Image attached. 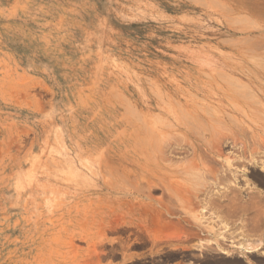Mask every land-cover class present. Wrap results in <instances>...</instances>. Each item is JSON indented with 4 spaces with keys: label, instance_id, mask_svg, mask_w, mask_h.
I'll list each match as a JSON object with an SVG mask.
<instances>
[{
    "label": "rangeland",
    "instance_id": "obj_1",
    "mask_svg": "<svg viewBox=\"0 0 264 264\" xmlns=\"http://www.w3.org/2000/svg\"><path fill=\"white\" fill-rule=\"evenodd\" d=\"M261 77L264 0H0V264L221 258L208 235L174 241L183 225L174 220L184 212L174 204V183L200 188L196 201L204 203L234 186L241 203L229 211L259 200L263 213L264 186L248 155L229 178L198 140L209 142L212 123L216 137L242 127L251 148L250 132L263 124L254 120H264V103L253 96ZM220 113L228 119L210 122ZM221 150L223 158L239 156L241 144L226 141ZM216 167L215 186L200 175ZM239 210L235 219L222 214L223 223L230 233L248 231L244 247L259 250L238 254L224 242L230 255L222 258L264 264V228L255 231L257 221L252 226Z\"/></svg>",
    "mask_w": 264,
    "mask_h": 264
},
{
    "label": "bare ground",
    "instance_id": "obj_2",
    "mask_svg": "<svg viewBox=\"0 0 264 264\" xmlns=\"http://www.w3.org/2000/svg\"><path fill=\"white\" fill-rule=\"evenodd\" d=\"M254 63H255V61H254ZM259 66H260V64H258ZM257 67V66H256ZM261 68V67H260ZM260 68L258 69V67L257 68H255L256 69V71H257V69H258V72L260 71ZM263 70H261L260 72H262ZM263 74V73H262ZM221 75V74H220ZM259 76V75H258ZM220 77V76H219ZM260 77V76H259ZM247 78H249L248 80H246L248 83H250V80H251V78H250V76H248ZM256 78V77H255ZM261 79H263V81H264V78H262L261 77ZM254 81V80H253ZM248 85V84H247ZM262 85V84H261ZM263 86V85H262ZM238 87V86H237ZM245 88V87H244ZM247 88H248V86H247ZM240 89V88H239ZM246 89V88H245ZM248 90V89H247ZM242 92V91H241ZM241 92H239V93H241ZM231 93H233V92H231ZM247 92H245V94H246ZM235 94L233 93V95L231 96V98L232 99H234V101H237L236 100V97L234 96ZM237 95V94H236ZM239 95V94H238ZM238 95H237V97H238ZM242 95V94H241ZM253 95V94H252ZM256 95V96H255ZM255 95H253L254 96V98H256V102L258 103V105H263V104H261L262 102L264 103V87H257V90H256V93H255ZM245 96H247V95H245ZM245 96H243V97H245ZM239 97H241V96H239ZM248 98V97H247ZM253 99V98H252ZM244 100V99H243ZM246 100V99H245ZM255 100V99H254ZM257 103H256V105H257ZM237 104H239V102L237 103ZM234 105V104H233ZM248 105V103H246V106ZM231 106V105H230ZM245 105H243V107H246ZM248 106H253L252 104L250 105H248ZM258 106L259 107V109H262L261 107H263V106ZM231 108H232V106H231ZM234 108V107H233ZM232 108V109H233ZM240 109V107L238 108V107H235V109H233L232 111H231V113L233 114V115H235L236 117H241V116H243V115H241V111L239 110ZM243 109V108H242ZM264 109V108H263ZM243 111H244V109H243ZM132 113V112H131ZM222 113V112H221ZM220 113V117L219 116H212V118L210 119L211 121L210 122H216V121H220V122H222V120L220 119V118H222V119H224V120H226V119H228V117L226 118V115L225 114H221ZM256 113V112H255ZM135 115V114H134ZM187 115V114H186ZM260 115V114H259ZM180 116V115H179ZM229 116V115H228ZM130 117V116H129ZM187 117V116H186ZM210 117V116H209ZM246 117V116H245ZM244 117V118H245ZM260 117H262V115L260 116ZM187 118H189V116L187 117ZM247 118V117H246ZM256 118V117H255ZM184 118L182 117V120H183ZM260 119V118H259ZM190 121H191V119H189ZM229 120H230V116H229ZM263 120V119H262ZM261 119L260 120H258V117L254 120V121H257V123H263V124H256V130H255V132H250V135H251V138H255L256 137V139L255 140H253V145H252V147L251 148H249L248 146H247V144H246V142L244 141V138H245V134H246V132H244V131H242L241 130V128L242 127H240L239 126V124H234L233 122H231V123H233V124H226V125H228L227 127H229V125L230 126H232L233 128L236 126V125H238L237 127H235V129H239V127H240V131H233L232 129L230 130V127H229V130H228V132L227 133H221V132H219L220 134H218L217 135V137H216V135H215V133L217 134V132H214V129H213V123L212 124H210L211 126H209L208 125V129H209V132H210V135H209V142H207V140L205 139V138H202V139H200V137H198L197 139L199 140V141H203V144L205 143H207L206 144V146L208 147V148H206V150H207V152L209 153V155H211L212 156V159H213V161L215 162V164H217V165H220L222 168H224V170L222 171V173H225V175L227 174L228 176H229V178L230 177H236V174H237V171H236V168L237 167H240V165H242L241 164V161H243V156L245 155H248V158H249V162L248 163H250L249 165H251V170L250 171H252L253 173H252V175L254 174V176H255V179L257 180V182H259L261 185H263L264 186V120L262 121ZM136 121V120H135ZM188 122V121H187ZM204 122V121H203ZM229 122V121H228ZM253 122V121H252ZM191 123V122H190ZM205 123V122H204ZM192 124V123H191ZM131 125V124H130ZM183 125V124H182ZM188 125V124H187ZM190 125V124H189ZM193 125V124H192ZM202 125V124H201ZM225 125V126H226ZM252 125H255L254 123L252 124ZM163 126V125H162ZM132 127V126H131ZM192 128H193V126H191ZM198 128V127H197ZM215 128V127H214ZM218 128V127H217ZM221 128V127H220ZM147 129V128H146ZM194 129H195V127H194ZM199 129V128H198ZM237 129V130H238ZM217 130V129H216ZM147 131H149V129L147 130ZM194 131V130H193ZM220 131V130H219ZM199 131L197 130V133H198ZM248 132V131H247ZM149 133V132H148ZM187 133V135L189 136H193V138H194V136L196 135H194V134H192V133H190V132H186ZM200 133H202V132H200ZM214 133V134H213ZM154 134V133H153ZM151 135V134H150ZM168 136V135H167ZM198 136V135H197ZM196 136V137H197ZM154 137H155V135H154ZM195 137V138H196ZM140 138V137H139ZM208 138V137H207ZM206 141H205V140ZM161 140V139H160ZM196 140V139H195ZM205 141V142H204ZM226 141H227V143H228V141H229V143H230V145H231V147L232 148H235L236 147V145L237 144H241V154L239 155V156H235V154H234V156H228V157H225V158H223V153L221 152L222 150H221V148L222 147H224L225 146V144H226ZM154 142H156V141H154ZM160 142V141H159ZM160 143H162V142H160ZM205 144H204V146H205ZM249 144H251V143H249ZM137 145V144H136ZM152 145V144H151ZM160 145V144H159ZM229 145V144H228ZM148 146V145H147ZM198 146V145H197ZM144 147H146V146H144ZM234 151V150H233ZM235 151H236V149H235ZM148 152V151H147ZM238 152V151H237ZM236 152V153H237ZM149 153H150V155L152 154L150 151H149ZM235 153V152H234ZM232 155V154H231ZM151 158V157H150ZM153 158V157H152ZM211 158V157H210ZM245 159H246V157H245ZM211 160V159H210ZM200 162H202V161H200ZM244 162V161H243ZM247 162V161H246ZM245 163V162H244ZM202 163H200V166H202L203 167V164L201 165ZM248 165V164H247ZM189 166V165H188ZM243 166H245V165H243ZM193 171L195 170L196 171V169L198 168V165L196 164V163H192L191 164V167H190ZM207 168V167H206ZM206 168H204L203 167V169L205 170ZM209 168V167H208ZM219 168V167H218ZM218 168L216 167V169H217V171H215V170H213V169H208V171H206V172H204V173H202L201 175H200V177H203V178H208L209 180H212V182L215 184V186H216V182H217V180L219 179V175H218ZM186 171L185 172H187L188 171V169H185ZM221 170V169H220ZM117 171V170H116ZM183 172V171H182ZM116 173V172H115ZM195 173V172H194ZM197 174H198V172H196ZM195 173V174H196ZM220 173V172H219ZM187 173H185V175H186ZM251 174V173H250ZM225 175H224V177H225ZM183 176H184V174H183ZM223 177V176H222ZM227 177V176H226ZM225 177V178H226ZM244 177V176H243ZM196 178V177H195ZM198 178V177H197ZM193 179H194V177H193ZM192 179V180H193ZM199 179V178H198ZM219 181V180H218ZM221 181V180H220ZM219 181V182H220ZM196 182H198V181H196ZM218 182V183H219ZM228 182V181H227ZM240 182V181H239ZM183 183V182H182ZM207 183V182H206ZM221 183V182H220ZM219 183V184H220ZM183 184H185V183H183ZM219 184L217 185V186H219ZM241 184V183H240ZM177 185V184H176ZM176 185H175V183H174V204L175 203H178V205H180V206H182V208H184V212H182V211H180V213L182 214V216L180 215V216H176V221L174 220V224L176 223L177 225L178 224H180V226H181V228H179V231H177V232H175V236H174V241H176L177 243H179V244H189V243H191V242H193L194 240H197L196 242H193V243H197L198 242V240H200L199 238L200 237H202V236H200V235H208L209 237H211V239H213L214 240V243H215V245H216V247L215 248H217V249H215V252H216V250H218L217 252H219V254H220V256H221V258L219 257L218 259L217 258H215V257H207V256H203V257H206L203 261H202V263L201 262H199V263H201V264H242V262L239 260V258H241V257H235V258H225V257H223L222 258V256H229L230 254H229V250H227V249H223L221 246L224 244V242L225 243H227L228 245H230L231 246V249L233 250V252H238V254L240 253V254H250V256L253 254V252H255V251H257V250H259V248H257V247H259V246H257L256 248L257 249H255V248H253V250H252V248H251V250H249V249H247V248H245L244 246H245V244L247 243L248 244V242H249V240L251 239V235H249V233H248V231H244V230H242V231H240V232H238V233H234V231L233 230H235V229H233L232 230V232L230 233V229H229V225L227 226L226 224H224L223 223V221H225V220H223L222 219V217L224 216L225 217V219L227 220V218H226V216H230L231 214V216L234 218V216L233 215H235V216H237L238 215V213H237V211L239 210V208H237L238 210L237 211H235V212H231V211H229L230 210V208H233L235 205H237V202H235V200L237 199H235V197H238L237 195H236V192H238L239 190H236L237 188H235L234 186H227V187H225L226 189H222V192H220V193H218L219 191L218 190H220V189H218L216 192L218 193L217 195H216V193H215V195H212V196H214V197H212V196H210V198H212V199H210V198H208V199H206L207 198V196L208 195H206V192H205V198H203V200L204 199H206L207 201H205V203L203 202V201H201L202 203H200V201H196V200H199L200 198L198 197L199 195H198V191H199V189L200 188H196L195 190H198V191H192L193 190V188H192V190H191V188H189V186H188V188H184V189H182L181 187H178V188H176ZM186 185V184H185ZM190 185V184H189ZM235 185V184H234ZM178 186V185H177ZM180 186V185H179ZM182 186V185H181ZM205 186V185H204ZM207 186V185H206ZM182 187H184V186H182ZM247 188V187H246ZM206 189V188H205ZM202 190H204V188L203 189H201V192H204V191H202ZM211 190V189H210ZM206 191V190H205ZM200 193V192H199ZM238 194V193H237ZM257 194V193H256ZM180 195V199H177L178 198V196ZM202 195H203V193H202ZM251 195V194H250ZM249 196V195H248ZM254 196V195H253ZM257 196V195H256ZM251 197V196H250ZM258 197V196H257ZM256 197V198H257ZM263 197V195L260 197V199ZM197 198H199V199H197ZM255 198V197H254ZM264 198V197H263ZM261 199V200H264V199ZM239 199L240 198H238L237 200L239 201ZM248 199V198H247ZM252 199V198H251ZM259 199V198H258ZM236 200V201H237ZM250 201V200H249ZM249 201H247V202H249ZM234 202L236 203L234 206H232V207H230V208H227L228 206H230L231 204L233 205L234 204ZM240 202V201H239ZM238 202V203H239ZM204 203V204H203ZM225 203H227L226 204V206L225 205H223V204H225ZM241 203V202H240ZM261 203V202H260ZM259 200H257L256 201V203H254V204H252V206H250V208H248V206H247V208L249 209H247L246 211L249 213V216H247V212L246 211H243L242 209L243 208H245L246 207V205L241 209V210H239V212H241V211H243L244 212V214H242L241 215V217H244L245 216V218H242V219H244L246 222L249 220V218L248 217H250V214H251V217H252V221H251V224H252V222L254 221H257L256 223H257V226L255 225V231L260 227H262V228H264V211H263V213H262V211H260L259 210ZM200 204H201V206H200ZM200 206V210L198 211L197 209H196V207L197 208H199V206ZM241 204H239V206H240ZM250 205H251V203H250ZM241 207V206H240ZM263 207V206H262ZM234 208H236V207H234ZM246 209V208H245ZM261 209V208H260ZM175 210V209H174ZM197 210V211H196ZM231 210H233V209H231ZM263 210V209H262ZM179 211V210H178ZM175 212V211H174ZM242 212V213H243ZM246 212V213H245ZM235 213V214H234ZM237 213V214H236ZM222 214H223V216H222ZM175 215V214H174ZM205 217H207V218H210V219H214V220H216V222L219 224V231L220 232H222L221 230H223L225 233H227V232H229L227 235L226 234H222V233H220L219 231H217L218 230V227L217 226H212V225H210V223L213 221H211V220H208V222H209V226H211V227H208V226H206L208 223H203V221L204 220H206V218ZM205 218V219H204ZM229 220H230V217L228 218ZM235 219V218H234ZM237 220V219H236ZM235 220V221H236ZM238 220H239V218H238ZM250 221V220H249ZM228 223H230V221H227ZM143 223V222H142ZM144 223H146V222H144ZM225 223H226V221H225ZM204 224H205V226H204ZM213 224V223H212ZM216 224V223H215ZM222 224H224V226L222 227ZM232 224V223H231ZM217 225V224H216ZM233 225V224H232ZM231 225V226H232ZM258 225H259V227H258ZM179 226V225H178ZM184 226V227H183ZM230 226V227H231ZM252 226H253V224H252ZM217 229H215V228ZM233 227V226H232ZM256 227H258L257 229H256ZM239 228V227H238ZM243 228H245V226H243V227H241V229H243ZM252 228V227H251ZM221 229V230H220ZM240 229V228H239ZM239 229H238V231H239ZM177 230H178V227H177ZM251 230V229H250ZM253 230V229H252ZM252 230L250 231V232H252ZM175 231V230H174ZM254 230H253V232H255ZM223 232V233H224ZM259 232V231H258ZM261 235V237H258L259 239H261L262 238V233L260 234ZM259 236V235H258ZM252 237H254V236H252ZM203 239L205 238L206 239V237H202ZM201 238V241L203 240ZM257 238V237H256ZM208 239V238H207ZM211 239H210V241H211ZM259 239H257V240H259ZM264 239V238H263ZM262 240V239H261ZM260 240V241H261ZM248 241V242H247ZM251 241V240H250ZM253 241V240H252ZM255 241V240H254ZM262 242H263V240H262ZM199 243H200V241H199ZM208 243V242H207ZM212 243V242H211ZM252 243V242H251ZM258 244L260 243V242H257ZM246 244V245H247ZM203 245V244H202ZM208 245V244H207ZM226 245V244H225ZM225 245H223V246H225ZM251 245V244H250ZM249 245V246H250ZM259 245H261V243L259 244ZM201 245L199 244L198 246H194L193 245V247H191V249H193V250H196V248L197 247H200ZM206 246V245H205ZM227 246V245H226ZM225 246V247H226ZM207 247V246H206ZM209 247V246H208ZM252 247H254V246H252ZM186 248V247H185ZM184 248V249H185ZM188 248H190V247H188ZM205 249V248H204ZM204 249H201L202 251L204 250ZM209 249V248H208ZM210 249H212V248H210ZM229 249V248H228ZM231 250V251H232ZM262 250V249H261ZM187 251V250H186ZM198 251V250H197ZM204 251H206V250H204ZM208 251V250H207ZM206 251V252H207ZM211 251V250H210ZM214 251V250H213ZM229 251V252H228ZM192 252V251H191ZM216 252V253H217ZM189 253V252H188ZM185 254L187 257H189V259H192V257H193V259H194V256H191V255H193V254H191V255H189V254ZM211 253V252H210ZM213 253V252H212ZM211 253V254H212ZM196 254V253H195ZM206 254H209V253H206ZM262 254V253H261ZM213 255V254H212ZM236 255V254H235ZM243 255V256H244ZM247 256V255H246ZM196 257V256H195ZM256 257V256H255ZM263 258V257H262ZM188 259V258H187ZM259 259V258H258ZM260 259H261V257H260ZM259 259V260H260ZM199 261V260H198ZM263 262V261H262Z\"/></svg>",
    "mask_w": 264,
    "mask_h": 264
}]
</instances>
